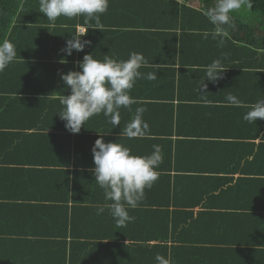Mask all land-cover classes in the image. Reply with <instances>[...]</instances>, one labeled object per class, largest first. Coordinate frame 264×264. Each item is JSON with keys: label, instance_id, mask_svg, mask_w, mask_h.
<instances>
[{"label": "crops", "instance_id": "1", "mask_svg": "<svg viewBox=\"0 0 264 264\" xmlns=\"http://www.w3.org/2000/svg\"><path fill=\"white\" fill-rule=\"evenodd\" d=\"M172 1L204 10V0ZM114 5L100 25L77 16L76 35L88 30L82 39L91 43L61 55L72 56L73 71L85 54L118 61L143 55L148 64L139 71L157 79L136 81L135 103L119 109L120 125L101 113L73 134L59 115L61 98L71 94L62 79L0 82V264H156L157 254L170 264H264L262 201L256 192L227 191L259 176L246 139L254 132L243 119L252 104L235 84L237 74H229L256 70L257 49L235 43L226 26L216 34L205 15L178 16L161 4L132 14ZM215 59L225 70L200 89ZM229 94L242 106L228 105ZM137 108L149 130L130 139L124 130ZM101 137L135 156L161 148L158 179L135 208L125 205L134 219L124 226L93 175L92 148Z\"/></svg>", "mask_w": 264, "mask_h": 264}, {"label": "clouds", "instance_id": "2", "mask_svg": "<svg viewBox=\"0 0 264 264\" xmlns=\"http://www.w3.org/2000/svg\"><path fill=\"white\" fill-rule=\"evenodd\" d=\"M247 0H214L204 15L216 27V34L223 32V26L230 25V13L239 10ZM250 6V5H249ZM109 0H39V11L49 20L55 22L58 17L73 18L83 15L86 20H95L100 25V16L108 11ZM88 30L72 36L66 42L62 51L68 56L73 50L83 51L90 41L83 40ZM226 35V33H224ZM223 46L224 40L219 41ZM15 45L5 40L0 43V72L14 61ZM66 63V60H61ZM148 62L140 53H131L127 60H116L105 55L103 60H97L92 54H85L82 61L77 62L79 71H69L61 74V79L70 88L71 94L61 98L63 111L60 118L65 121V127L73 134L79 133L94 115L103 113L110 117V123L120 125L121 107L130 108L135 100L130 95L136 81L141 78L157 79V73L149 72L145 76L139 71ZM225 70L220 59L213 60L206 67V75L200 89L206 88L205 80L216 81ZM199 89V90H200ZM228 105L240 107L242 101L235 95L226 97ZM143 108L136 109L135 118L124 130L128 138L144 137L149 125L142 119ZM243 119L249 123L264 120V99L249 106ZM150 155L135 156L130 149L114 142H104L98 138L92 148L94 169L93 175L98 186L103 189L106 201H112L108 207L118 226L134 219L130 217L125 205L135 208L145 195V189L151 188L158 179L156 168L161 162V148L153 145ZM105 208L99 207L98 213ZM156 264H170L169 259L157 254Z\"/></svg>", "mask_w": 264, "mask_h": 264}, {"label": "trees", "instance_id": "3", "mask_svg": "<svg viewBox=\"0 0 264 264\" xmlns=\"http://www.w3.org/2000/svg\"><path fill=\"white\" fill-rule=\"evenodd\" d=\"M110 1L115 4V9H120L123 6V12L132 14H139L144 5H151L152 8H159L162 5V8L167 12L171 8L172 13L178 16L187 14L203 16L211 3H214V0H204L202 12L179 6L172 0ZM117 3L122 4L116 5ZM229 15L231 23L225 25L226 31L233 37L235 43L243 44L242 47H253L258 51V53L252 52L253 57L255 54L257 55L256 63L253 62L257 66L256 70L229 73L237 74L232 77L235 84L237 87L242 84V88L246 91V104L253 105L258 100L264 99V0H247L239 10H234ZM76 18L61 16L53 22L40 13L39 0H0V40H8L16 48L14 61L3 72H0V82L10 79L46 77L61 80L62 73L73 71L72 62L68 59L72 56L65 57L61 53H64L62 50L65 49L66 42L72 39V36H76L75 24L79 20ZM254 24H257L258 28L250 26ZM228 43L234 47L237 46L229 40ZM31 50L32 55H25ZM40 51L49 53L40 55ZM61 60H66V63H62ZM253 77L255 81L251 80L250 82L245 79ZM249 96L251 97L250 102ZM247 111H249V107L245 109V112ZM248 124L254 132L253 135L246 136L249 142L247 146H251L248 155L257 163L259 176L251 185L248 183L233 184V187L227 185V191L256 192L255 196L259 203L262 201L264 208V120L248 122ZM256 139L258 143L255 142ZM259 225L264 231V214L259 219Z\"/></svg>", "mask_w": 264, "mask_h": 264}]
</instances>
